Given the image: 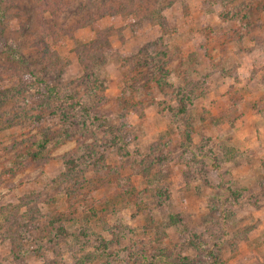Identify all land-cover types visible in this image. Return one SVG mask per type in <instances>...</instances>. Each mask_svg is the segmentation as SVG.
I'll return each instance as SVG.
<instances>
[{
    "label": "rangeland",
    "instance_id": "rangeland-1",
    "mask_svg": "<svg viewBox=\"0 0 264 264\" xmlns=\"http://www.w3.org/2000/svg\"><path fill=\"white\" fill-rule=\"evenodd\" d=\"M63 1L50 71L0 33V264H264V0Z\"/></svg>",
    "mask_w": 264,
    "mask_h": 264
},
{
    "label": "trees",
    "instance_id": "trees-1",
    "mask_svg": "<svg viewBox=\"0 0 264 264\" xmlns=\"http://www.w3.org/2000/svg\"><path fill=\"white\" fill-rule=\"evenodd\" d=\"M3 5H0V33L3 31V26L8 25L11 21L17 20V24L19 25V28L22 31H25L27 34L30 35L32 38V42L30 44L31 48L35 50L38 59L44 64V66L47 68L48 71L49 67L52 65L57 64V54L55 51H50L48 49V45L45 42L44 38L46 35H52L50 34V16H55L56 13L66 8V4L63 0H34V6H31L29 8L23 7L19 5V2H9L7 0H0ZM130 5V6H129ZM119 6L117 8H111L110 14L117 15L126 13L125 10L130 7L134 8L132 4ZM35 16L34 20L32 16ZM33 22L31 23V19ZM15 19V20H14ZM29 19V20H28ZM92 20L86 21L84 25L90 24ZM87 23V24H86ZM35 26H34V25ZM33 25V26H32ZM106 43L105 37L102 39H94L93 42H91V47H99L101 44ZM6 45V44H5ZM7 51H9L10 55L17 59L21 64L26 63V60L23 57L22 52H19L18 49L12 48L11 46L7 47ZM23 65V66H24ZM5 68H2L0 65V75L6 71ZM24 71H30L32 72L30 66H24ZM183 109V108H181ZM46 140H42L40 142L38 147L41 149L44 148ZM37 153H33L32 155H36ZM170 264H188L186 261H179V262H171Z\"/></svg>",
    "mask_w": 264,
    "mask_h": 264
}]
</instances>
